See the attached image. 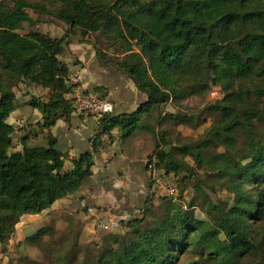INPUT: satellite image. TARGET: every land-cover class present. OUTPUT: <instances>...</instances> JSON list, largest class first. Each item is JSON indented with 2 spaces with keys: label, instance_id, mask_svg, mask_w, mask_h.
Instances as JSON below:
<instances>
[{
  "label": "trees",
  "instance_id": "1",
  "mask_svg": "<svg viewBox=\"0 0 264 264\" xmlns=\"http://www.w3.org/2000/svg\"><path fill=\"white\" fill-rule=\"evenodd\" d=\"M33 14L50 16L64 34L22 32L43 22ZM91 37L105 47L97 48L100 62L147 96L135 113L98 118L100 134L112 141L118 128L128 139L140 127L151 129L142 118L154 115L160 127L149 166L174 175L177 187L170 196L154 191L140 216L125 223L128 240L117 247L112 241V248L82 264H179L190 254L207 264H264V0H0V264L15 255L7 246L22 217L52 208L93 174L103 142L66 170L67 156L52 132L74 113L65 82L70 70L61 57ZM205 70L222 92L208 108L216 118L197 140L177 144L163 125L189 121L165 109L201 94ZM22 85L47 91L48 99L27 93L42 118L16 128L8 119ZM95 92L106 100L102 89ZM190 178L198 181L196 197L183 205ZM218 192L225 200L214 199ZM49 226L16 249L24 242L37 247Z\"/></svg>",
  "mask_w": 264,
  "mask_h": 264
},
{
  "label": "crops",
  "instance_id": "2",
  "mask_svg": "<svg viewBox=\"0 0 264 264\" xmlns=\"http://www.w3.org/2000/svg\"><path fill=\"white\" fill-rule=\"evenodd\" d=\"M59 29L62 33L58 34V31L50 29L42 32L60 37L64 34V29L61 27ZM61 59L67 63L70 72L79 70L80 83L87 90L102 89L105 99L113 104L115 115L135 113L147 100V96L137 89L130 78L113 67L103 65L93 45L86 40L71 44ZM19 89L23 91L16 89L17 108L11 114L10 122L8 119L16 128L36 123L42 118L41 113L28 104L27 93L39 95L46 101L48 99L47 91L36 87L28 88L22 85ZM170 107L172 105H168L165 110L172 114ZM148 122L151 129L140 127L128 139H122L120 130L116 128L112 131L113 140L110 141L108 135L100 134L103 126L98 118L74 112L69 121L59 120L52 128V132L58 142L57 148L67 156L66 170L70 168L73 159L91 150L97 140L103 142L102 147L94 154L93 174L85 181L79 192L58 200L52 208L41 214L22 217L16 226L14 234L16 238L22 240L21 238L26 239L35 235L38 230L50 223L56 214L76 216L78 220L84 219L85 232H91L96 225L99 224L100 227L101 221L110 215L131 218L143 211L154 192L149 164L150 155L155 148L156 136L153 133H158L160 127L152 114L143 116L142 123L147 125ZM168 125L166 122L163 125L164 129ZM154 126L156 128L152 132ZM140 130L144 134L137 136V139L127 146V142ZM15 137L19 139L20 134L16 133ZM33 143L40 144L36 141ZM89 209H92V212H89ZM9 243L11 245L8 244L7 247L11 253L12 238ZM6 260L7 258L4 259V263Z\"/></svg>",
  "mask_w": 264,
  "mask_h": 264
},
{
  "label": "rangeland",
  "instance_id": "3",
  "mask_svg": "<svg viewBox=\"0 0 264 264\" xmlns=\"http://www.w3.org/2000/svg\"><path fill=\"white\" fill-rule=\"evenodd\" d=\"M34 18L42 17L43 22L38 23V25L30 28L28 25H25V29L22 32L30 31L31 29H39L46 30L50 29L52 31H58L62 33V30L59 29L60 25H54L51 22V17L47 15H39L33 14ZM49 21V22H48ZM62 28V27H61ZM53 34V33H52ZM89 42L93 45L95 52L97 53V48L101 50H105L104 45L101 42H97V40L93 37L89 38ZM112 54V51H109ZM99 58V57H98ZM213 73L210 70H205L202 76V85L204 90L199 95L191 96L178 106L170 107V110L173 114L180 113L181 117L186 116L189 122L184 124H180L177 122H168V134L178 141L177 144H187L191 140H197L200 136H202L207 129L211 126L212 122L216 118V115H212L208 108L211 105H214L220 99H222L221 89L217 86H213ZM19 91H23L18 88ZM39 96V95H35ZM165 112H167L165 110ZM206 120V122H202ZM11 120L9 119V122ZM144 132L141 130L138 131L134 138H131L127 142V146L131 145L137 136L143 135ZM153 136L152 134H150ZM119 143L118 141H116ZM180 142V143H179ZM173 144V142L171 143ZM169 149V147H166ZM188 162L193 165V161L188 158ZM202 175V172H200ZM207 177L205 176V179ZM85 183V182H84ZM198 184L197 180L190 178L186 180L187 190L184 193L183 205H186V202L190 201L191 198L196 197V185ZM79 192V190L77 191ZM76 192V193H77ZM161 197V196H160ZM158 196L156 198L155 205L158 209V205L160 202L158 201ZM226 194L224 192H218L214 199L225 200ZM195 214L197 217L205 219V215L201 212V210L196 209ZM135 216H140L137 214ZM51 222L48 223L49 230L46 235L42 238L41 243L37 242V247L34 245L28 246L26 242L22 244L20 249H16L18 247V242H23L26 239L21 238L22 240H18L15 235L12 236L13 240V249L15 255L9 259V262L6 260L8 264H82L83 260L89 256L94 259V257H99L103 254V252L112 248L120 240H128V236H126V232L128 228L125 226L126 221H121V227L119 229L113 230V233H107L103 231L99 224L95 226L94 230L91 232H85V223L83 220H78L77 217L67 215V214H56L51 218ZM16 232V231H15ZM18 236V235H17ZM112 236V237H111ZM18 240V241H17ZM114 241V245L111 243ZM122 242L121 244H124ZM76 244V247L74 246ZM11 245V243H9ZM118 245H115L117 247ZM10 256V252H8ZM7 255V254H6ZM26 260L23 263V260ZM35 261L36 263H32L30 261ZM194 261H199V264H207L202 259L197 258L196 255L190 254L180 260L179 264H188Z\"/></svg>",
  "mask_w": 264,
  "mask_h": 264
},
{
  "label": "built area",
  "instance_id": "4",
  "mask_svg": "<svg viewBox=\"0 0 264 264\" xmlns=\"http://www.w3.org/2000/svg\"><path fill=\"white\" fill-rule=\"evenodd\" d=\"M67 87L71 89L68 99L73 102L74 112L86 116L101 118L108 114H113L114 106L111 102L100 98L99 94L92 90H87L81 83L79 70H73L65 80ZM151 178L154 191L160 196H170L175 193L177 187L174 175L166 176L156 169L155 165L150 166ZM92 212V209H89ZM125 216L117 217L110 215L101 221L100 227L103 231L110 233L121 227V221H126Z\"/></svg>",
  "mask_w": 264,
  "mask_h": 264
}]
</instances>
